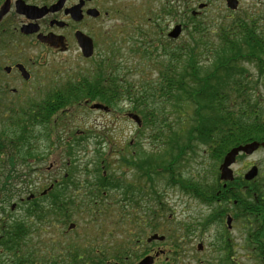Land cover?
Wrapping results in <instances>:
<instances>
[{
    "label": "flooded vegetation",
    "instance_id": "obj_1",
    "mask_svg": "<svg viewBox=\"0 0 264 264\" xmlns=\"http://www.w3.org/2000/svg\"><path fill=\"white\" fill-rule=\"evenodd\" d=\"M194 1L0 0V114L4 115V118L7 117L5 123L7 122L6 124L10 127L7 131L14 132V121H18L17 125L26 124L23 118L14 119V114L17 116L20 110L24 112L46 109L48 107L46 101L54 104L55 102L52 100L61 97L62 90L66 89L54 88L56 79L61 74L71 75V72L63 71L61 68L62 63H67L66 60L61 62V56L64 54L71 56L74 66L79 68L81 62H88L96 58L95 53L99 47H111V56L100 57L97 54L98 59L85 74L92 76V74L103 70L102 77H106V75L113 77L115 74L107 65L114 66V63L115 66L118 65L113 47L117 42L129 43V48L133 49L130 52L146 62L153 60V57L146 56H149L154 48L161 49L163 45L171 48H184L183 50L186 52L190 40H179L184 37L185 33L189 35V38H194L196 34L203 35L202 32L206 31V28L203 27L205 25H203L204 22L200 16L213 4L208 0L205 3H198L193 8ZM213 1L219 3L218 7L224 5L222 23L217 28H241L242 21L259 28L251 16L247 14L242 16L244 14L240 9L242 0H231L229 4L230 6L233 4L235 6L233 8L228 6V0ZM178 18L179 23L172 25V21ZM176 27H178L177 34L174 37L173 32ZM79 38L84 39L87 46H90L91 54L87 57L84 56L79 45ZM155 53L159 55L160 52L155 51L152 55ZM156 59L159 61V59L165 58L164 55H161ZM85 74L78 75L76 79ZM47 84L51 91L48 96L38 103L28 102L31 101L30 95L37 94V92L41 94V90ZM125 100L127 101L126 97L123 101ZM97 103L84 101L74 108L77 113L82 112L81 108H84L85 112L82 113L86 114V107ZM103 107H106L105 110H107L104 112H110L113 106ZM68 110L63 109L58 112L55 110L49 117L59 114L68 115ZM48 122L43 121L46 124ZM13 138L14 136L10 135L6 139L8 142L6 155L13 153ZM127 154L126 148L121 147L118 164L132 168L129 161L122 160L123 156L131 159L129 156L127 157ZM129 155H133V153ZM133 169L138 170L135 167ZM64 170L66 169L64 168ZM113 171L112 168L109 170L110 176V172L113 173ZM58 172L61 173L60 169ZM103 174L105 175L106 171H103ZM141 174V178L150 180ZM257 175L258 172L255 177ZM68 176H70L69 173H63L62 177L60 176V181L54 179L48 187L52 188ZM220 182L222 187L226 186V183ZM254 183V179L237 183L236 188L240 189L242 196L246 198V202H243L242 205L238 206L235 201L227 206L225 202H222V197H218V193L215 194L217 198L211 205L208 202L202 203L214 213L199 220L200 234H198L196 252L183 246L190 243L189 234H181L185 238H180L178 234L154 232L156 228L154 220L158 219L157 215L162 214L166 207L163 200L154 198L149 201L146 198L148 203H158L159 210L156 212V208L142 207L141 198L121 201L123 198L121 197L118 203L122 204V214L126 204L132 205L133 210L140 207L139 211H133L131 215H127L126 224L136 231L140 229L141 233L150 231L151 234H124L121 242H118L113 234H41L44 238L42 246L27 247V261L6 264H240L238 262L240 256L233 250L232 245L234 237L237 236L236 234H227V232L233 228L235 221L243 218L247 219V227L250 225V218L255 224L253 227L250 226V235L245 234L247 236L244 243L247 245L257 243L259 252L257 258L264 264V247L253 239L254 234H264V231L258 232L257 229L264 226V223L260 224L258 221V216L261 215L257 212L259 209L251 207L250 204V198L256 195L252 191ZM80 186L81 184L78 189ZM258 188L264 190V183L258 185ZM105 194L106 192H103V196ZM142 194L140 192L139 196L141 197ZM26 201L29 200L26 199ZM86 204L88 205V203ZM74 205L79 204L75 203ZM217 207L221 208L217 209ZM76 208L78 209V207ZM89 209L95 210L92 207ZM216 209L221 214L217 215ZM220 209L223 212H220ZM78 211L73 210V215ZM222 225L225 227V231L221 229ZM189 230L187 229V232ZM169 238H171V243L168 242ZM244 243L240 248H237L242 250ZM190 246L193 244L191 243Z\"/></svg>",
    "mask_w": 264,
    "mask_h": 264
},
{
    "label": "trees",
    "instance_id": "obj_2",
    "mask_svg": "<svg viewBox=\"0 0 264 264\" xmlns=\"http://www.w3.org/2000/svg\"><path fill=\"white\" fill-rule=\"evenodd\" d=\"M202 33L204 35L206 31ZM216 38L217 40L214 38L211 41L208 34L197 39L191 37L186 52L184 48H171L165 45L161 46V49L154 48L152 53L159 51V55L151 53L146 56L148 58L156 56L149 63L158 68L155 79L150 83L142 81L143 84L139 82V85H135L128 77L125 78V74H120L122 73L120 68L108 64L115 74L113 77L108 75L102 77L103 70L92 76L82 75L68 84L66 90H62L60 98L52 100L54 104L46 101L48 106L46 109H38L37 113L31 110L29 125L19 127L17 135L14 136L12 154L1 156L8 142L6 139H0L2 213H7L8 203L18 200L28 187L24 186L26 188L17 190L12 184V181L21 176L16 168L17 161L22 165L27 163L25 160L27 157L29 164L34 160L39 161L31 144L37 135L30 128L38 121L37 118L47 122L49 115L55 110L62 111L66 107L78 106L84 101L118 106L124 97L127 98L131 110L141 119L142 125L137 128L142 131L149 129L152 133L150 137L155 138V143L164 148L167 159L158 171L152 169L151 157L135 164L136 161L131 163L134 156L132 159L123 156V161H129V165L137 168L141 175L148 179L153 178V174L167 175L168 186L178 187L181 191L201 198L202 202H208L210 205L217 198L216 193L227 206L235 201L238 206L246 202L240 189L236 188L239 181L244 182L240 178L227 182L226 186L222 187L218 170H215L214 182L199 185L179 178L177 172L178 167L188 158L200 155L202 160L220 162L224 154L234 146L252 141L264 142V100L261 99L260 91L261 87L264 89V25L257 28L242 21L241 28H220ZM161 55H164L165 59L158 61L156 58ZM253 68H256L255 73L251 71ZM28 142L29 149L26 148ZM25 149L27 151L23 152ZM75 154L76 152L72 154L69 151L66 156L71 157ZM73 159L66 160L70 167L76 161ZM109 166L103 161L98 163L96 167L98 169L93 170L96 177L91 186L96 189V197L99 194L102 196L105 189L116 191L122 189V183L112 178L114 174L110 172L111 176L108 175ZM99 168H103L106 174L104 175ZM260 183L255 181L252 185V191L256 195L250 198V204L251 207L259 209L257 212L261 215L258 216V221L263 224L264 190L258 188ZM80 184L82 185L79 180L70 175L44 194L41 192L37 196L34 193L33 199L29 201L25 199L20 217L4 220L0 216V261L5 262L0 264L27 261L25 238L27 234L36 232L37 227L39 230V224L44 223L46 218L54 227L55 222L64 224L70 220L73 210H78L76 208L78 206L74 205L69 194L71 189L77 190ZM132 190L122 189L121 201L133 199L135 193ZM22 201L20 199L18 203L21 204ZM9 208L10 212L14 211L11 206ZM219 208L221 207H217ZM217 209L215 213L221 214ZM220 212L223 211L220 209ZM50 216L53 220L48 219ZM257 229L258 232H263L264 226ZM263 235L254 234L253 239L261 242Z\"/></svg>",
    "mask_w": 264,
    "mask_h": 264
},
{
    "label": "rangeland",
    "instance_id": "obj_3",
    "mask_svg": "<svg viewBox=\"0 0 264 264\" xmlns=\"http://www.w3.org/2000/svg\"><path fill=\"white\" fill-rule=\"evenodd\" d=\"M206 1L208 0H195L193 8L196 7L198 3H205ZM210 1L213 3L212 6L201 14L200 19L204 22L203 25L205 26L203 27L206 28L207 31L205 34H208L210 40L213 41L214 38L217 40L215 34L220 28L217 27L222 23L221 19L224 5L218 7L217 4L219 3L217 1ZM240 9L241 12L244 13H242V16L246 14L251 16L257 26L260 27L264 25V0H242ZM179 21V18L173 20L172 25L179 23ZM199 36L200 35L196 34L194 38L197 39ZM187 40H190V38L189 35L185 33L184 37L179 41ZM113 47L117 55L116 62L118 65L116 66L120 68L122 72L120 74H125V78L128 77L129 81L135 85H139V82L143 84L142 81L150 83V81L155 79L158 71L157 66H152L151 63L141 60L139 56L130 52V50L133 49L129 48V43L117 42ZM110 51H112L111 47H99L97 53H95L96 58L88 62H81L79 68L74 66L71 56L68 54L62 55L61 62L66 60L67 63H62L61 68L63 71L71 72V75H59L56 79L54 88L59 90L66 88L68 84L75 81L74 79H76L78 75L85 74L86 71L92 67L94 62L98 59L97 54L100 57H107L109 55L111 56ZM255 70L256 68L251 69L252 73H255ZM260 91L262 92L261 99L264 100V89L261 87ZM50 92L49 84H47L46 87L41 90V94L37 92V94L30 95L29 99L31 101L28 102H41ZM114 108H111L110 112L104 113L102 111H93L90 110L89 107H86L87 112L85 114L82 113L85 112L84 108H81L82 112L77 113L74 106H71L66 107V109L70 110H68V115L64 116L63 114H59L51 116L47 124L43 123V119L37 118L38 121L36 122L39 124H34L33 129V133H36L37 138L32 141L31 144L33 148H36V157L39 161L34 160L29 164L28 157L25 158L28 164L22 165L17 161L16 168L21 176L12 181V184L15 185L17 190L22 187L23 189L28 187L22 192V196L18 199L23 200L20 202L21 204L18 203V200L11 201L8 203L7 208L5 207L7 213H2L3 207L0 206L1 218L5 220L11 217H20L24 202H26L25 199H27L30 194H36L38 196V194L45 190L54 179L60 181V176L62 177L65 172L82 183L78 190L71 189V194H69L76 205H82H77L79 209L78 213L73 215L72 218L64 224L63 222H55L56 225L54 227L51 225L52 222H48L46 218L44 223L39 224V230L37 227L35 230L36 232H32L26 236V247L42 246L44 238L41 234H113L118 242L122 241L124 234H151L150 231H144V233L136 232L135 229L126 224L128 219L127 215H131L133 211H139L140 207L133 210L132 205H124L123 203L125 207H123L122 214V204L118 203L119 199H121V190L117 192L106 190L104 196H100L99 194L97 197L91 194L93 193V185L91 186V184H94V179L96 177L93 170L97 167L98 163L106 160V162H109L110 168L114 169L116 172L115 176L112 175V178L117 179L123 184L122 189L127 188L130 190L134 189V186L138 188L143 187L142 196L140 197L138 194L135 195V198H141L142 207L156 208V212L159 210L157 202L148 203L146 199L148 198L149 201H152V199L156 198L151 191V184H149L147 179L144 180L141 178V173L133 169V167L118 165V151L121 147L126 148L128 152L127 157L129 156L132 159V156L135 155L134 161H131V163L136 161L135 164L151 157L153 159L152 169L158 171L161 170L162 164L167 159V157H165L166 153L164 148L162 149L161 145L155 143V138L150 137L152 133L149 129H143L145 131L139 130L133 122L126 118V112H131L128 110L129 107L126 105H119L117 109ZM33 112L37 113V110ZM29 114L30 110L24 112L20 110L17 116L14 114V119L19 120L24 118L27 120ZM5 119H7V117L4 118V115L0 114V135H2L4 139H7L10 135L14 136L15 132L10 133L7 131L10 127L7 126V122L5 123ZM16 123H18V121H14V124ZM98 138H100V140ZM69 145L73 146L75 149L78 148L76 154L71 157L66 156ZM75 145H77V147H75ZM23 152H25V150ZM131 153H133V155H129ZM27 155L28 154H26V156ZM73 158L76 159V161ZM68 159H73L75 161L74 165L70 168H68L66 164V160ZM31 164L32 166L30 167ZM219 164L220 162H213L210 159L202 160L199 155L192 159H186L185 162L178 167L177 172L179 173V178L183 180L187 179L192 184L201 185L204 183H212L214 182L213 178H215L214 171L218 170ZM253 165L258 168V178H256V181L263 184L264 148H258V150L249 156H239L231 168L236 177H241L242 174L248 172L250 166ZM64 168L66 170H64ZM29 169L31 171H29ZM59 169L61 173L58 172ZM152 177V185L159 194V200H163L166 206L164 212L159 215L158 219L154 220V225L156 227L154 232L158 234H178L180 238L184 237V235L182 236L181 234H189L190 237L188 236V239H190V243H186L183 246H185L184 248H189V250L196 252L195 248L198 241V234H200L198 228L199 220L214 212L211 209L208 210L207 206L202 204L192 194L182 193L178 187L168 186L166 184L167 175L163 173L159 176L153 174ZM84 180L86 183H84ZM87 183L89 185H87ZM91 201L95 202L96 205ZM12 203H15L16 207L14 211L10 212L9 207ZM86 203L97 208H95V210L89 209ZM12 219L13 218H11V220ZM48 219L53 220L51 216L48 217ZM246 220L247 219L243 218L235 221L233 228L230 232H227V234H236L237 236L234 237L235 240L232 242L233 250L240 256L238 258L240 264H263V262L261 263L260 259L257 258L259 255L257 243L248 245L244 243L247 236L245 234L250 235V226H255L252 222L253 219L250 218V225L247 227L248 223ZM27 222L29 223V220H27ZM69 223H74L75 227L66 231ZM215 226L217 227V225ZM187 229L190 230L187 232ZM221 229L224 230L225 227L222 225ZM180 238L177 239L179 240ZM262 240L260 245L264 247V238ZM170 241L171 238H169L168 242ZM191 243L193 246H190ZM242 243L245 245H243L241 248L242 250H240L238 248H240ZM126 244H128V241H126ZM26 247H24V249ZM3 258L4 255H2L1 260H3ZM0 263L5 262L0 261Z\"/></svg>",
    "mask_w": 264,
    "mask_h": 264
},
{
    "label": "water",
    "instance_id": "obj_4",
    "mask_svg": "<svg viewBox=\"0 0 264 264\" xmlns=\"http://www.w3.org/2000/svg\"><path fill=\"white\" fill-rule=\"evenodd\" d=\"M230 1L228 0V6L233 8V4L230 6ZM177 28L174 29L173 36L175 37L177 34ZM79 40V45L83 51L84 56H89L91 54L90 52V46H87V42L84 39H78ZM91 108L95 109H106V107H103L98 104H94L91 106ZM130 118L135 120L139 124V119L136 115L130 114ZM259 147H264V142H257V141H252L243 145H238L232 147L223 157L222 162L219 166V178L222 181H232L233 180V172L230 168V166L235 162L236 157L239 154H245V155H250L252 154L255 150H257ZM257 173V168L255 166H252L250 170L244 175L245 180H252ZM73 225H70L69 228H72ZM155 238V237H154Z\"/></svg>",
    "mask_w": 264,
    "mask_h": 264
}]
</instances>
